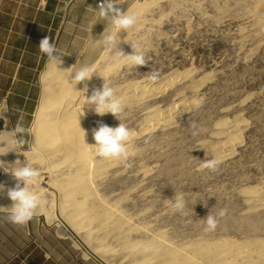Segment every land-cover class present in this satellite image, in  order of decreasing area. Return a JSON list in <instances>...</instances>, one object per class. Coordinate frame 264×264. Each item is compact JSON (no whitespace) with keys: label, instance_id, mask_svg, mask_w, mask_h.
I'll list each match as a JSON object with an SVG mask.
<instances>
[{"label":"rangeland","instance_id":"rangeland-1","mask_svg":"<svg viewBox=\"0 0 264 264\" xmlns=\"http://www.w3.org/2000/svg\"><path fill=\"white\" fill-rule=\"evenodd\" d=\"M92 1L95 6L81 4L73 25L62 27L57 46L63 54L60 66L71 63L74 70L99 57L98 64L107 63L108 55L97 39L113 28L96 14L97 2ZM132 5L139 13L137 24L124 38L143 51L146 63L118 62L116 73H106V81L125 98L117 118L138 135L129 141L131 154L90 178L94 181L90 189L108 200L117 198L118 211L132 226H147L146 235L161 233L176 250L220 239L237 243L256 239L264 245V0H120L115 7L123 11ZM126 41L118 46L128 53L132 49ZM48 66L40 75L28 144L0 153V161L7 165L23 161L20 151L32 148L45 85L61 92L48 119L64 136L74 135L79 141V126L91 133L99 121L110 126L119 122L110 112L99 115L84 107L78 126L76 113L83 97L71 87L69 74L52 76ZM101 84H92L84 94ZM83 86L80 81L74 88ZM194 99L200 101L198 106ZM177 104L183 106L180 112L168 111ZM140 129L144 131L137 133ZM14 153L19 155L13 157ZM213 157L218 160L215 168L201 166L202 159ZM69 173L77 172L72 168ZM39 178L47 182L48 173L40 171ZM0 182L12 186L15 178L2 170ZM174 192L184 193L183 209L168 200ZM220 208L224 215L207 230L204 216ZM34 215L60 231L58 220ZM64 235L76 244L74 237ZM78 250L86 256L84 248ZM118 259L108 261L118 264Z\"/></svg>","mask_w":264,"mask_h":264},{"label":"bare ground","instance_id":"bare-ground-1","mask_svg":"<svg viewBox=\"0 0 264 264\" xmlns=\"http://www.w3.org/2000/svg\"><path fill=\"white\" fill-rule=\"evenodd\" d=\"M129 9L135 10L134 6ZM119 34L125 35L123 31ZM123 41L122 39L119 44ZM97 61L94 62L97 65V74L93 73L84 81L87 87L101 82L102 78L106 80L108 71L112 74L117 71L118 62H114L109 56L104 65L98 64ZM71 65H58L66 69L51 68L52 76L57 77L65 72L69 74ZM51 87L45 85L40 96L31 149L36 150L35 163L39 164V170L48 173V181L44 183L39 178L33 189L42 191L46 200L50 195L52 202L47 201L45 209L38 210L36 214H43L49 220H58L59 232L74 237L76 245L85 249L86 256L94 257L101 264H115L116 262H110L108 259H118L117 256L120 259L118 264H258L257 260L264 261V245L256 239L242 243L223 239L201 241L195 245L186 244L181 250H176L163 240L161 233L146 235L147 226H132L129 219L118 211L117 198L108 200L96 190L90 189L91 183L94 182L90 178L101 176L103 171L114 164L112 161L118 159L95 156L90 151V146L83 142L81 131L76 134L80 138L79 141L75 140L74 135L64 136L61 133L57 123L48 119L51 117L48 115L49 110L59 101L57 98L61 94L59 89L53 92ZM58 87H61V83ZM138 95L141 96L142 91ZM173 106L168 108L171 113H174L176 105ZM83 130L85 142L93 143L91 133L86 128ZM142 131L144 129L138 130L137 133ZM137 135L133 132L132 138ZM18 155L19 153H14L13 157ZM72 168L76 170V174L69 173ZM42 183L44 186H41ZM53 195L56 198H52ZM77 198L81 200L76 201ZM11 203L6 194L0 191V209H6Z\"/></svg>","mask_w":264,"mask_h":264},{"label":"crops","instance_id":"crops-1","mask_svg":"<svg viewBox=\"0 0 264 264\" xmlns=\"http://www.w3.org/2000/svg\"><path fill=\"white\" fill-rule=\"evenodd\" d=\"M86 3L95 6L92 0H0V100L6 98L7 105L0 125L10 131L18 120L23 124L18 150L28 144L40 75L48 63L36 44L48 35L58 46L62 27L73 25ZM7 215L0 210V264H98L39 215L25 224H14Z\"/></svg>","mask_w":264,"mask_h":264},{"label":"clouds","instance_id":"clouds-1","mask_svg":"<svg viewBox=\"0 0 264 264\" xmlns=\"http://www.w3.org/2000/svg\"><path fill=\"white\" fill-rule=\"evenodd\" d=\"M120 0H97L96 14L101 18L107 20L113 30L103 34L101 42L102 50L114 62H119L121 65L127 63L131 66L143 65L146 59L142 50H140L132 41H126L124 37L127 35L129 29L137 24L139 13L135 10L125 8L123 11L115 7ZM125 33L121 36L119 33ZM129 42L131 52L125 53L119 48L121 40ZM38 50L47 57L48 65L53 69L60 68L61 56L63 55L57 46L50 40L48 35H43L39 38L36 44ZM75 65V64H73ZM69 68V67H67ZM97 74V65L94 63H81L74 70L69 71V78L71 80V87L79 92L83 97V103L80 104L76 113V120L78 123V114H83L84 107H90L96 114L102 115L105 112L112 113L116 118L117 114L121 113L125 107V98L118 95L114 88L102 78V84L99 88L93 87L91 94L85 95L87 84L80 89L74 88V85L80 81H87L92 74ZM99 76V75H98ZM151 78L155 79L153 75ZM5 99L0 100V114L7 110ZM193 105L198 106L200 101L194 99ZM174 113L180 112V105L177 104L174 108ZM22 119V117H20ZM118 119V118H117ZM115 126H110L102 121L97 122V125L91 130L93 143H86L84 140V130L78 126L82 133V140L85 144L90 146V151L95 156L104 159H118L126 158L131 154L129 141L133 136L131 129L125 123L118 119ZM194 123V122H193ZM22 123H15V126L10 131H0V133H7V135L0 134V153L7 152L11 149L17 150V146L23 143V138L17 133L24 132ZM23 154V161L15 160L11 165H7L4 161H0V170L10 172L11 176L15 178V183L12 186H5L0 182V191H3L6 196L12 201L11 205L7 207V219L14 224H25L37 211L45 209L47 200L42 191L33 189L34 184L39 179L40 170L34 166L36 161L35 148L20 151ZM218 160L216 158H205L201 161V166L213 169L217 166ZM168 199V198H166ZM172 202L176 209H183L185 207L184 193L174 192V196L168 199ZM224 208L218 209L215 213L207 212L204 216V222L207 230L215 228L218 223V217L223 216Z\"/></svg>","mask_w":264,"mask_h":264},{"label":"built area","instance_id":"built-area-1","mask_svg":"<svg viewBox=\"0 0 264 264\" xmlns=\"http://www.w3.org/2000/svg\"><path fill=\"white\" fill-rule=\"evenodd\" d=\"M97 2V0H95ZM2 172V170H0V173Z\"/></svg>","mask_w":264,"mask_h":264}]
</instances>
